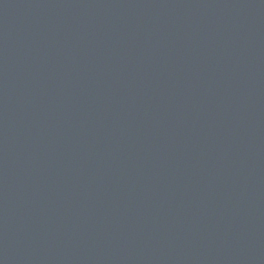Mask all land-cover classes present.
Here are the masks:
<instances>
[{
  "label": "water",
  "instance_id": "obj_1",
  "mask_svg": "<svg viewBox=\"0 0 264 264\" xmlns=\"http://www.w3.org/2000/svg\"><path fill=\"white\" fill-rule=\"evenodd\" d=\"M0 264H264V0H0Z\"/></svg>",
  "mask_w": 264,
  "mask_h": 264
}]
</instances>
